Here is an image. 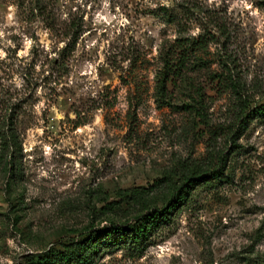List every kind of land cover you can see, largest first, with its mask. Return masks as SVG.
<instances>
[{"label":"rangeland","instance_id":"rangeland-1","mask_svg":"<svg viewBox=\"0 0 264 264\" xmlns=\"http://www.w3.org/2000/svg\"><path fill=\"white\" fill-rule=\"evenodd\" d=\"M177 38L194 50L162 90ZM262 102L264 0H0V116L21 142L0 165V264L129 221L216 167L140 251L102 244L89 264H264V121L239 126Z\"/></svg>","mask_w":264,"mask_h":264},{"label":"trees","instance_id":"trees-1","mask_svg":"<svg viewBox=\"0 0 264 264\" xmlns=\"http://www.w3.org/2000/svg\"><path fill=\"white\" fill-rule=\"evenodd\" d=\"M165 12V20L177 22L172 13ZM218 27L219 24L215 23ZM194 40L182 42L177 38L173 43L175 53L162 55V69L159 76L161 89L166 83H172L180 78L189 64L188 54L194 50ZM196 47H202L203 42L197 41ZM191 50V51H190ZM239 126H245V119L259 118L264 121V102L246 111L241 110ZM21 150V142L17 129V118L14 113L7 112L0 116V165H16L17 155ZM224 161V155L219 158L220 164ZM222 174L221 168L195 169L180 177L178 184L169 187V196L163 205H145L143 211L136 213L129 221H108L102 226L87 227L84 237L70 239L63 243L61 248H49L48 250L27 256L23 264H89L97 250L105 246L114 247L117 244H130L140 251L145 247L154 233L162 226L170 225L173 210L185 202L191 189L198 184L218 178ZM110 247V248H111Z\"/></svg>","mask_w":264,"mask_h":264}]
</instances>
